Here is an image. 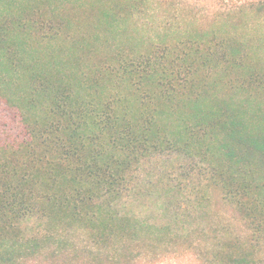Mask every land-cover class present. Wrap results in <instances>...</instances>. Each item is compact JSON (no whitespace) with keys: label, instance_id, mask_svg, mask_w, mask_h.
I'll list each match as a JSON object with an SVG mask.
<instances>
[{"label":"trees","instance_id":"trees-1","mask_svg":"<svg viewBox=\"0 0 264 264\" xmlns=\"http://www.w3.org/2000/svg\"><path fill=\"white\" fill-rule=\"evenodd\" d=\"M154 6L0 0V104L21 129L0 133V264H264V49L248 14L156 27ZM169 154L205 169L204 226L122 208ZM214 192L232 218L208 214Z\"/></svg>","mask_w":264,"mask_h":264},{"label":"rangeland","instance_id":"rangeland-1","mask_svg":"<svg viewBox=\"0 0 264 264\" xmlns=\"http://www.w3.org/2000/svg\"><path fill=\"white\" fill-rule=\"evenodd\" d=\"M258 1L260 0H155L154 8L158 11L151 10L148 20L154 21L157 27L163 22H170V18L175 15L205 21L215 18L227 20L225 17L237 20L241 13H245L248 17L240 22L242 34L264 49V18L256 17L250 11ZM19 127L17 115L0 104V133L6 139L16 141L21 135ZM204 172V167L189 165L173 154L146 161L136 173L132 191L124 198L122 208L130 215L159 224L179 222L187 228L204 226L207 215L198 212L195 207L204 186ZM207 212L209 215L219 213L218 220L232 218L231 209L221 202V197L216 192L212 193L210 211Z\"/></svg>","mask_w":264,"mask_h":264}]
</instances>
